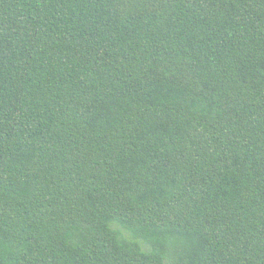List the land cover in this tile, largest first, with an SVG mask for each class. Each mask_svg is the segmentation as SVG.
<instances>
[{
	"label": "trees",
	"instance_id": "16d2710c",
	"mask_svg": "<svg viewBox=\"0 0 264 264\" xmlns=\"http://www.w3.org/2000/svg\"><path fill=\"white\" fill-rule=\"evenodd\" d=\"M0 264H264V0H0Z\"/></svg>",
	"mask_w": 264,
	"mask_h": 264
}]
</instances>
